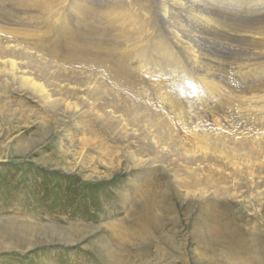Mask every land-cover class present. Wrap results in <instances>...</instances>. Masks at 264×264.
<instances>
[{"label":"rangeland","instance_id":"obj_1","mask_svg":"<svg viewBox=\"0 0 264 264\" xmlns=\"http://www.w3.org/2000/svg\"><path fill=\"white\" fill-rule=\"evenodd\" d=\"M231 1L241 11L237 15L229 11L227 17L248 19L264 10L259 0ZM128 2H134L131 9H142L140 37L144 38H135L136 48L169 51L168 65L159 60L161 66L153 70L161 79L165 97L179 103L181 114L173 107L167 115L177 126L176 114L184 120L181 126L187 132L178 136L182 143L197 141L201 130L209 135L217 130L233 135L246 133L245 124L253 125L258 118L264 122V95L256 92L258 97L247 98L249 93L241 86L260 63V70L264 68V59L255 58L256 39L224 31H204L203 38L201 31H193L196 53L214 60L208 63L212 79L204 78L188 71L181 49L159 22L153 0L145 6L140 0ZM5 11L0 16L2 27L57 31L34 9L20 12L7 7ZM185 15L180 13L175 24L180 34L195 29L199 22L196 15L191 21ZM57 18L56 25L63 15ZM95 19L80 21L81 30L87 31L89 25L100 30L87 39L106 57L117 44L111 37L116 32L104 34L101 30L106 23L99 20L97 24ZM117 51L112 52L118 55ZM146 63L152 65L151 58ZM126 65V78L132 83L126 85L127 99L149 93L153 108L170 109L157 100L161 89L135 75L140 73L136 61L128 59ZM97 76L103 77L101 73ZM190 83L197 90L190 89L184 97L180 87L191 88ZM177 92L182 99L175 97ZM7 94L0 91V108L5 109L0 110V264H264V194L255 201L243 186H230L237 182V175L222 186L233 187L229 189L232 193L219 195L223 189L218 193L210 185L207 201L191 191L185 193L190 189L182 184L185 179L180 180L188 178L181 170L182 160L176 162L179 169L171 165L173 169H161L157 163L154 171L137 177L140 171L124 149L125 141L102 121L88 113L74 118L63 106L42 107L30 93L15 92L8 95L12 103L7 102ZM19 98L26 104L18 102ZM238 140L230 137L225 146ZM238 235L243 239L237 245Z\"/></svg>","mask_w":264,"mask_h":264},{"label":"bare ground","instance_id":"obj_2","mask_svg":"<svg viewBox=\"0 0 264 264\" xmlns=\"http://www.w3.org/2000/svg\"><path fill=\"white\" fill-rule=\"evenodd\" d=\"M128 1L0 0V16L1 12H6L7 7L20 9V12L34 9L41 15L39 18H43L47 26L49 25L52 29L57 28L55 29L57 31L51 29L50 31H16V29L0 26V91L8 93L6 95L9 98L7 102L12 103L10 100L12 97H8V95L15 92L30 93L35 99L34 102H38L42 107L58 108L63 106L65 112H70L74 118L86 113L92 115L94 119L102 121L105 127L117 132L125 141L124 149L127 148V154L130 156L134 168L140 171L137 172V174L140 173L136 175L137 177L142 173L147 175L154 171V164L157 163L161 169L170 170L175 167L179 169L175 165L178 160H182L179 164L188 178L177 179H185L182 184L190 189L184 190L186 194L191 191L193 196L205 197L207 201L210 185L218 188V193L223 189L219 195H225L232 193L229 189L238 184L250 191L251 197L253 196L251 199L254 198L256 201L260 195L264 194V179L259 180V178H264V122L262 123L261 118H258L259 120L257 122L255 120L253 125L245 124L246 133L239 131L233 135H226L221 130L214 131V133L210 131L213 134L209 135L205 130H201V133L196 136L197 141L182 143V139H179L178 136H181L179 132L183 135L187 132L181 126L184 120L176 114V119L179 121L177 126L175 121L173 122L167 115L173 107L174 111L181 114V111L177 109L179 103L170 102L165 97L161 79L154 72V66L161 64L159 60L168 65L169 51L162 49L142 52L140 47L136 48L135 38H144V36L140 37L143 34L142 27L144 26L140 23L142 19L139 13L142 9L139 7L131 9L134 2ZM150 1L152 0H140L144 6ZM153 2L159 12V22L163 24L162 27L168 37L172 38L176 46L181 49V57L186 61V64L188 63V71L193 74L212 79L208 63L214 61L209 56H201L200 53H196L193 46L195 40L193 31H201L203 38L207 35L204 31H224L256 39L258 50L255 52V58L261 61L264 59V10L259 8L260 14L251 12L254 15L250 18L237 19L232 18L234 15L227 17L230 14L229 11L236 15L241 11L239 5L231 0H153ZM251 2L253 1L251 0ZM259 3L264 5V0H259ZM180 13L187 14L185 16L189 21L195 15L199 18L195 29L190 28L183 34L177 32L175 24ZM57 15L61 18L63 15L62 21L58 25L55 24V21L59 20ZM84 18H96L98 19V21L95 19L97 24L99 20L105 22L107 27L101 31L104 34L108 30L115 31L116 33L111 37L116 40L120 48L116 44L115 48L114 46L109 48L110 51L106 57H102L99 51H95L96 49L93 48L89 38L87 39V36L100 30L98 28L94 30V26L89 25V27L86 26L87 31H82L80 21ZM40 20L42 21V19ZM199 45L201 46V44ZM113 49L118 50L117 52L120 51L119 54H114ZM92 55L96 59H92ZM147 56L151 58L152 65L150 66L146 63ZM131 58L136 61L137 66L139 65L136 67L140 73L135 75H138L139 78L141 76L146 78L150 81L149 84L161 89L157 100L170 106V109L153 108L149 93H141L142 97L139 96L132 100L127 99L124 95L126 94V85L131 82L126 78L129 71L126 60ZM66 63H68L67 66H65ZM94 65H99L101 69L97 71ZM125 66L126 71H124ZM260 66L261 63L248 76L251 77L250 79L244 77L242 80L244 81L241 85L242 90L249 93L247 98L258 97L256 92L260 96L264 95V68L260 70ZM132 69L135 70V68ZM100 73L103 75L102 78L97 76ZM209 81L206 80V82ZM190 84L191 88L189 86L180 87L183 91H181L182 94H185L184 97L190 89L194 93L197 90L196 84ZM176 95L178 99H182L178 92L175 97ZM22 100L19 98L18 102L26 104L27 101L23 100L22 102ZM2 109L0 108V110ZM179 126L181 127L178 129ZM230 137L233 140H239L225 146V142ZM95 142L97 143V141ZM185 144L188 146L186 147ZM170 165L173 168L169 167ZM234 175H237L238 179L233 178L237 182L231 184L230 181ZM134 182L137 183L135 179ZM229 183L233 187H222L223 184L228 185ZM242 239V236H237V245V241H242Z\"/></svg>","mask_w":264,"mask_h":264}]
</instances>
